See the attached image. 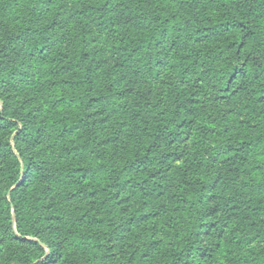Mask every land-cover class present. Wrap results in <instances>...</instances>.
I'll return each mask as SVG.
<instances>
[{
	"label": "trees",
	"instance_id": "trees-1",
	"mask_svg": "<svg viewBox=\"0 0 264 264\" xmlns=\"http://www.w3.org/2000/svg\"><path fill=\"white\" fill-rule=\"evenodd\" d=\"M2 34L7 191L64 175L85 264H264V0H0ZM60 229L7 264H74Z\"/></svg>",
	"mask_w": 264,
	"mask_h": 264
},
{
	"label": "rangeland",
	"instance_id": "rangeland-1",
	"mask_svg": "<svg viewBox=\"0 0 264 264\" xmlns=\"http://www.w3.org/2000/svg\"><path fill=\"white\" fill-rule=\"evenodd\" d=\"M93 30L95 31L96 29L94 28ZM4 36L5 35L2 34L0 39H4ZM19 46L23 47V45ZM23 53H27V49H25ZM23 53L20 51L19 57L15 56V60L16 62H24L25 66L28 67L33 64V61L28 59ZM146 59V62L150 65L149 72L155 76L157 74V65L155 64L157 58L151 59L150 57H147ZM17 68L20 69V66L18 65ZM151 80H153V78ZM214 86L215 87L210 89L203 100L209 108V123L211 121L213 123L218 122V119H220L222 115L219 110L218 112L214 111V100L216 96L219 95L217 82H214ZM156 94L158 98L163 99V101L169 105L167 97L164 95L162 96L158 92H156ZM1 109L2 108L0 107V110ZM104 124L107 127L111 125L109 122L105 121ZM101 130L104 135V129ZM14 135L15 132L11 135L9 133L0 135V151H3L2 144L7 137L10 138L13 152L16 151L13 142ZM49 143L50 142H46L43 146L47 153L51 155ZM54 162L55 160L51 159L49 166H54ZM63 176L64 175L59 174L52 177L51 187H45V184L47 183L45 181H37L34 174H32L25 187L20 188L18 186L20 182L18 181L17 184L11 186L7 191V178L0 169V264L19 261L21 257L31 250V248L33 250V246H31L30 242L37 240L36 236L38 237V235H41L43 239L47 241L49 239V237L46 238L47 234L56 231L58 225L61 228L58 233H61V231L63 232L62 239H64V246L66 247V253L69 254L70 260L74 261V264H85V259H88L89 253L79 242L86 241L88 238L86 233H88L90 229L88 218L85 213L89 208V203L83 196H81V198L76 197L75 193H72L73 189L67 188L63 190L62 187L66 185ZM12 191H15L13 199L10 196ZM20 208L24 209V215H26L25 232L28 234L25 236L26 243H21L15 239L14 234L16 232V225L13 224L14 221L11 223L8 216L9 213H14L15 209ZM42 214L48 215L50 220L39 224L37 219ZM58 233H56L55 236ZM32 252L34 253V251ZM41 260H43V257ZM50 264L59 263L52 262ZM215 264L229 263L224 260H218Z\"/></svg>",
	"mask_w": 264,
	"mask_h": 264
},
{
	"label": "water",
	"instance_id": "water-1",
	"mask_svg": "<svg viewBox=\"0 0 264 264\" xmlns=\"http://www.w3.org/2000/svg\"><path fill=\"white\" fill-rule=\"evenodd\" d=\"M19 182H21V179L19 180Z\"/></svg>",
	"mask_w": 264,
	"mask_h": 264
},
{
	"label": "snow or ice",
	"instance_id": "snow-or-ice-1",
	"mask_svg": "<svg viewBox=\"0 0 264 264\" xmlns=\"http://www.w3.org/2000/svg\"><path fill=\"white\" fill-rule=\"evenodd\" d=\"M0 123H2V122H0Z\"/></svg>",
	"mask_w": 264,
	"mask_h": 264
}]
</instances>
